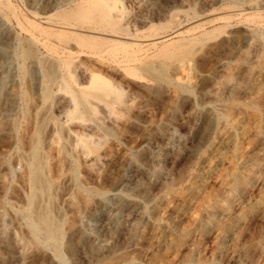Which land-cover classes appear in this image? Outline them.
I'll return each instance as SVG.
<instances>
[{
  "label": "rangeland",
  "instance_id": "obj_1",
  "mask_svg": "<svg viewBox=\"0 0 264 264\" xmlns=\"http://www.w3.org/2000/svg\"><path fill=\"white\" fill-rule=\"evenodd\" d=\"M105 2L121 6L129 35L103 37L132 44L135 61L129 64L121 62V53L118 65L106 55L82 53L72 33L96 31L60 21L61 12L87 8L91 0H0V159L9 166L0 169V211L28 243L10 212L23 205L28 191L15 153L25 148L35 117H49V172L61 181L56 203L66 233L64 263L51 248L28 244L22 260L6 264H111L118 255L132 264H184L188 257L194 264H264V0ZM173 13L180 14L175 33ZM59 32L69 37L66 43ZM230 35L233 41L220 45ZM24 50L30 57L22 56ZM67 52L72 73L60 66ZM52 68L58 78L48 82L44 73ZM158 73L166 79L155 78ZM93 76L121 92L120 99L89 97L90 108L74 105V97L91 91ZM43 87L50 92L47 101ZM74 106L80 119L70 118ZM77 135L92 139L93 146L81 148ZM94 156L96 171L87 165ZM74 166L80 186L127 200L99 201L94 195L90 210L68 207ZM235 173L240 179L233 197L211 209ZM119 178L123 182L113 187ZM69 220H78L82 241L68 230Z\"/></svg>",
  "mask_w": 264,
  "mask_h": 264
},
{
  "label": "bare ground",
  "instance_id": "obj_2",
  "mask_svg": "<svg viewBox=\"0 0 264 264\" xmlns=\"http://www.w3.org/2000/svg\"><path fill=\"white\" fill-rule=\"evenodd\" d=\"M92 1L93 0H91V5H88L87 8H82L78 6L70 11H63L58 16L60 21L63 24L72 25L73 23V24L80 25V27L84 24L90 25L89 29L96 31V33H94L96 35L72 33L74 40L77 43V46H79V50L83 53L85 49L90 54L94 56L96 55L97 58H101V59L103 55H106L109 61L111 60L113 61V63H117V65H118V62L116 60V55L118 53H121L123 55V60L121 62H125L129 64V62L135 61V54L133 53L132 44L124 43V42H120L119 40H116V39H121L122 37L129 35L126 23L123 21L125 18V15L123 13L121 6L117 4L116 2L112 6H108L105 0H96V4ZM157 1L158 0H137L138 3H141L142 5L144 4L146 6L147 5L154 6L157 4ZM199 1H200L199 3L205 2V0H199ZM6 5H7V8H9V5L8 4ZM256 10L258 9L256 8ZM179 15H180L179 13H173L170 15V25L174 26L175 29L176 27L180 26L176 19V16H179ZM227 19H230V18L227 17ZM176 31L177 29L174 30L173 33H175ZM56 35L64 43H66V40L69 38V37L67 38V36L63 37L62 32H59V34H56ZM103 35L112 36V37H115L116 39H112V38L110 39L107 37H103ZM155 35L156 34H152L151 36H155ZM207 35L209 34H205L204 36H207ZM232 41H233V35H230L228 36L227 39H225L224 42L220 43V45L224 44L225 42L229 44ZM54 47H51V50H55ZM261 52H262V56L264 59V40L262 42ZM71 53L67 52L66 54L67 58L60 65L64 69H66L68 73L73 72V68L71 67V61H72ZM29 55L30 53L28 50L22 51L23 57H27ZM165 55H169V53L165 52ZM230 67L231 65L228 62L224 63L223 71L227 73L226 76L230 75V71H231ZM124 71L129 72L131 70L129 68H125ZM147 72H151L149 68ZM133 75L137 76V73L134 72ZM44 77L46 81L53 82L56 80V78H58V74L56 77L54 69L52 68V70L45 71ZM93 78L96 79V82L91 84L92 85L91 91L82 92L78 96L76 95L77 97H74V100H75L74 105H81L82 107L90 108L89 102H88L89 97H93L98 100H106L108 98H111L114 100L120 99L121 92H119L118 90L117 91L113 90V88L109 86L102 77L93 76ZM155 78H157L158 80L166 79L163 73H158L155 76ZM248 81H249V78L243 82H248ZM244 85H246V83H244ZM148 88L151 89L152 87L148 86ZM62 89L69 93L67 86L63 85ZM41 96H42L43 101L49 100L50 92L47 89V87H43ZM234 102L235 101L233 100L229 102L228 104L231 106L234 104ZM246 106L250 108L251 110L255 111L254 106L252 104L245 105V107ZM70 113H71L70 114L71 119L81 118V113L76 109L75 106H74V109ZM49 121H50L49 117H39V116L35 117L34 131L28 137L27 142L25 141L26 142L25 148L23 147L22 149H18L15 153L21 159V162L24 168V176L22 180L26 184L28 191H27V194L24 196L23 205L16 207V208L11 207L10 212H11L12 217L14 218L15 223L25 230L22 232L27 233V235L26 234L25 235L26 237L28 236L29 242L27 243L26 241H22V238L19 239V237H17L14 234L13 229L7 224V221L5 219V214L0 211V264H6L10 260H15V259L22 260L24 257V250H26L25 248L27 247L28 244H30L33 247H37V248L38 247L40 248L49 247L51 248L52 253L55 256V258H57L59 262L61 263L65 262L64 255L61 250L62 248L61 246L64 242V238L66 235L64 228H63L65 224V219L56 203V199L57 197L60 196L59 194L62 191V187L60 186L61 181L59 179L58 180L53 179L52 177L53 175L52 176L50 175L48 155L46 151L47 142L45 143V140H46L45 135H46V132H48L46 131V129H47V125ZM89 128L92 129L90 125H89ZM62 129H63L62 126H57V130H62ZM75 141L83 149L92 147L94 144V141L92 139L79 136V135L76 136ZM51 143L53 144V141ZM62 151H63V147L58 149V152H62ZM98 161H99V158L97 156H94L89 160V163L87 165L93 171L97 168L96 165L98 164ZM54 164H56V162ZM8 167L9 166H8L6 159H0V169L5 170V169H8ZM156 174H157V171L154 170L153 175H156ZM67 179L68 177H66L64 181H66ZM239 179L240 177L237 173L232 175L231 180L229 182V188L226 190V192L223 194L220 200H215L213 202V204L210 206L211 209H215L217 206H219V204H221L222 202H226L227 200L233 197L236 191V188L238 187ZM77 180L78 179L76 175V167L74 166L72 169V173L70 174V177H69V181L71 183V185L69 186L73 187L72 188L73 197L70 195V197L68 196V198L67 197L65 198L66 205L74 210L75 209L78 210V208L79 210H81L80 206H82L85 210L86 209L90 210V206H91L90 200H91V197H93L94 195H96L99 201H105L108 198H115V197L122 199V200H127V197L117 192L109 193V191L100 190L94 193V191L80 186ZM123 180H121V178L115 180L112 186L116 187L117 185L121 184ZM77 221H72V222L70 221L68 224V230L70 232H76L77 237H78L77 241L80 242L82 241L84 234L82 231H80V228H78V226L76 225ZM157 222H159V219L156 218L155 223L157 224ZM40 237L43 238V242L40 241ZM100 247H101L100 245L96 246L94 247V250H96L97 252L98 250H100ZM67 249H68V253L70 254L73 253V245H68ZM132 262H133V259L128 258V256L125 257L122 255H118V256L113 257L110 263L111 264H132ZM184 264H194V263L191 260V258L188 257L184 261Z\"/></svg>",
  "mask_w": 264,
  "mask_h": 264
}]
</instances>
